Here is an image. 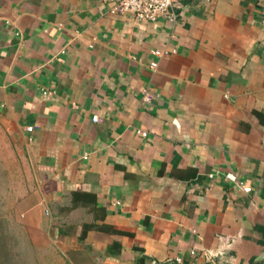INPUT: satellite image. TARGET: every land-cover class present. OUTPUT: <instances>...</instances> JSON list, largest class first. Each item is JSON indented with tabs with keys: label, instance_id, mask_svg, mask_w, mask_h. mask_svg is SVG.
<instances>
[{
	"label": "crops",
	"instance_id": "crops-1",
	"mask_svg": "<svg viewBox=\"0 0 264 264\" xmlns=\"http://www.w3.org/2000/svg\"><path fill=\"white\" fill-rule=\"evenodd\" d=\"M263 15L0 0L1 122L30 169L24 226L56 264H264Z\"/></svg>",
	"mask_w": 264,
	"mask_h": 264
},
{
	"label": "rangeland",
	"instance_id": "rangeland-1",
	"mask_svg": "<svg viewBox=\"0 0 264 264\" xmlns=\"http://www.w3.org/2000/svg\"><path fill=\"white\" fill-rule=\"evenodd\" d=\"M0 117V264H56L54 250L35 243L36 237L24 226L23 201L30 191L29 165L16 133ZM48 256L49 259H41Z\"/></svg>",
	"mask_w": 264,
	"mask_h": 264
},
{
	"label": "built area",
	"instance_id": "built-area-1",
	"mask_svg": "<svg viewBox=\"0 0 264 264\" xmlns=\"http://www.w3.org/2000/svg\"><path fill=\"white\" fill-rule=\"evenodd\" d=\"M99 5L102 8H105L107 13L116 16L129 14L137 21H147L155 22L159 18L165 17L169 14V11L174 5L179 3L181 0H97ZM262 24L264 25V15L262 19ZM168 54L166 50H154L152 55L156 57H162ZM93 121H97V117L92 118ZM30 131L31 128L29 127ZM137 134L145 136L146 133L141 131H136ZM227 179L234 180L230 178V175H227ZM241 188L244 192H249L250 187L241 185ZM204 254L209 259H213L221 255L217 251H205ZM192 256H195V253L191 252Z\"/></svg>",
	"mask_w": 264,
	"mask_h": 264
},
{
	"label": "water",
	"instance_id": "water-1",
	"mask_svg": "<svg viewBox=\"0 0 264 264\" xmlns=\"http://www.w3.org/2000/svg\"><path fill=\"white\" fill-rule=\"evenodd\" d=\"M264 258V249L262 250V253H261V256H260V259L262 260Z\"/></svg>",
	"mask_w": 264,
	"mask_h": 264
}]
</instances>
